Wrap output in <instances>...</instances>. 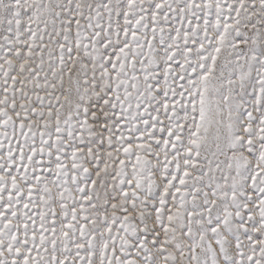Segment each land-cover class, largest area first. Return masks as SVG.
I'll return each mask as SVG.
<instances>
[{
	"label": "snow or ice",
	"instance_id": "1",
	"mask_svg": "<svg viewBox=\"0 0 264 264\" xmlns=\"http://www.w3.org/2000/svg\"><path fill=\"white\" fill-rule=\"evenodd\" d=\"M0 264H264V0H0Z\"/></svg>",
	"mask_w": 264,
	"mask_h": 264
}]
</instances>
